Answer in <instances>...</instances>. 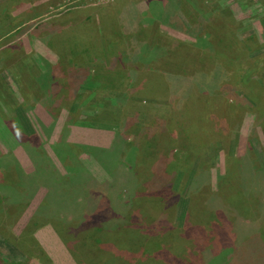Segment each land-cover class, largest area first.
<instances>
[{
    "label": "rangeland",
    "instance_id": "1",
    "mask_svg": "<svg viewBox=\"0 0 264 264\" xmlns=\"http://www.w3.org/2000/svg\"><path fill=\"white\" fill-rule=\"evenodd\" d=\"M255 82L264 0H0V264H264Z\"/></svg>",
    "mask_w": 264,
    "mask_h": 264
},
{
    "label": "trees",
    "instance_id": "2",
    "mask_svg": "<svg viewBox=\"0 0 264 264\" xmlns=\"http://www.w3.org/2000/svg\"><path fill=\"white\" fill-rule=\"evenodd\" d=\"M176 20H179L178 18H176ZM149 22V21H148ZM167 25L169 24H171V23H166ZM206 34V33H205ZM60 79V80H59ZM50 80H52V82L54 81V79L52 78V76H51V78L49 77V76H47L46 78H45V80H44V83H49V81ZM55 81H57V84H56V87H55V89H56V91H61L62 90V95H67L68 96V98L70 97H72V95H74V94H76L77 92H78V90H79V88H72L73 86H71V85H68V86H65L64 87V80H63V78L61 77V76H59V77H56L55 78ZM58 81H59V85H60V82L62 81V87L61 86H58ZM70 82V81H69ZM70 84H71V82H70ZM256 84H258L257 82H255L254 84H253V86L256 88L255 89V95H253L252 97L253 98H258V104H257V107H256V109H253V111L256 113V114H259V116L260 117H262V120L261 121H263L264 120V87L263 86H255ZM244 88V87H243ZM242 88V90H243V92L242 93H248V96L250 95V93H249V90L248 89H246V88H244L243 89ZM66 90V91H65ZM69 92V93H68ZM253 94V93H252ZM61 95V96H62ZM70 95V96H69ZM63 96V97H64ZM68 98L67 97H65L64 99L68 102L69 100H68ZM69 98V99H70ZM251 98V97H250ZM252 99V98H251ZM70 102V101H69ZM71 105V104H70ZM69 105V110H72L73 109V105H71L70 106ZM258 106H259V111L257 110V108H258ZM76 110V109H75ZM260 112V113H259ZM114 138H115V136H114ZM92 147V146H91ZM93 147H95V146H93ZM95 150H100V151H107V149L106 148H98V147H95L94 148ZM94 149H93V151H94ZM95 152V151H94ZM151 153H153V152H151ZM135 169H137V167L135 168ZM0 172H3V170L2 169H0ZM33 174H31L32 176H30V175H26V177L30 180V181H32V180H34V179H36V178H41L42 180H47V178L51 175V178H53L52 179V184H51V189H49L50 191H52V193H50L51 194V196L53 195V191L54 190H56V187L55 186H61L62 184H60V182H58L57 180H56V178H57V176H55V177H53V173H52V171H51V173L46 169V163H45V165L43 164L42 166H38L37 167V169H35V171L34 172H32ZM152 173V177H158V174H156V173H154V172H151ZM59 174V173H58ZM61 175V174H60ZM34 176V177H33ZM160 177V176H159ZM66 180V179H68L67 178V175L66 176H64V177H61V181H63V180ZM21 180H19V182H20ZM152 181H153V178H151L150 180H149V182L148 183H150V184H152ZM28 183H29V181L28 182H26L25 184L24 183H20V185L19 186H17V187H15V189L17 190V191H15L14 192V194H13V197H12V199L14 200L13 202H14V204H9L12 208H10V209H6L5 207V201H4V199H6V198H4V195H2V193H4L5 191H0V202H1V205H0V218H3L2 220L3 221H5L7 218V215L8 214H10V213H12V211H10V210H13V209H15V207H17L18 205H20L21 203H22V205L24 204V201L25 200H21V197H23L24 195H25V191H26V189H27V187H28ZM63 183H65V182H63ZM2 185H4V184H2ZM100 185V184H99ZM102 186V185H101ZM93 188V186H91V189L89 190V194L86 196V204H87V206H89V204H95L96 202H98V201H102V196L101 195H99V197L97 196L98 194H99V192L100 191H94V189H92ZM100 189H102V188H100ZM91 190H93V191H91ZM160 190H162V189H160ZM94 192H96V193H94ZM105 193H107V191H105ZM50 194H49V196H48V199H50V200H52V197L50 196ZM113 195L115 194V193H112ZM143 196V195H142ZM145 197H146V195H144ZM101 197V198H100ZM19 198V199H18ZM47 199V200H48ZM46 200V201H47ZM147 200V199H146ZM135 200H133V202H134ZM148 201H150V200H147V201H145V202H147L148 203ZM16 202V203H15ZM104 203H102L101 205H103ZM149 211L150 210H148V208L146 207V206H142L141 207V211H140V213H141V216H142V218H145V217H147L148 216V214H149ZM87 215H89L90 214V210L88 209V207L86 208V212H85ZM41 216H45V217H47L46 215H44V214H40ZM244 217L243 216H241V217H237L236 218V220H238V222L237 221H235L234 223H233V225H232V227H230V228H232V229H234L236 232L238 231V229H239V227H240V225L243 223V219ZM102 220V219H101ZM148 220H150V219H147L146 220V218H145V221L143 222V221H138L139 223H138V226L142 229V228H144V227H147V231L149 230V226H150V224L148 223ZM57 221H59V220H57ZM222 221V220H221ZM71 222H73V221H69V225H71ZM253 222V221H252ZM60 223H64V224H66L64 221H60ZM263 223H264V221H263ZM67 225V224H66ZM100 225V224H99ZM99 225H97L96 227H92L91 226V229L93 230V232H94V230H95V233H97V231H100V229H99ZM223 225L226 227V225L225 224H220L218 227H217V229L215 228V233L213 234V235H217V237H218V241H219V239L221 240V241H224L225 239H227V238H225V236H224V231H225V229H223ZM254 225V226H253ZM263 225V224H262ZM252 231L251 232H246V233H244L243 235H247V237H248V239H250V237L252 238V236H255L254 235V230H253V228L256 230V228H257V224H256V222H254V224H252ZM68 228H69V232H71L70 230H71V228L68 226ZM92 232V233H93ZM149 233V232H148ZM256 233V232H255ZM257 236V235H256ZM243 237V236H242ZM262 239V238H261ZM1 241H4L9 247H10V249L13 251V250H17V248L16 247H14L9 241H8V239H0ZM220 242V241H219ZM197 243V240L196 239H193V243L191 244L192 245V247L193 248H196V247H198V244H196ZM104 252V250L103 249H100V251H98L97 253H94L93 252V258H92V261H94V264H115V262L112 260V257H108V256H106V254H104L103 253ZM146 257H147V259H148V261H150V260H152V255L149 253L148 255H146ZM258 258V257H257ZM260 258V257H259ZM263 261V259L262 260H259V262L258 263H260V262H262ZM4 264H7V262L6 263H4Z\"/></svg>",
    "mask_w": 264,
    "mask_h": 264
}]
</instances>
